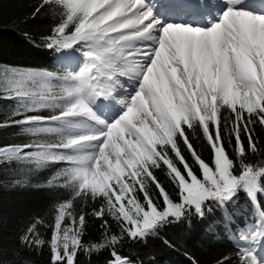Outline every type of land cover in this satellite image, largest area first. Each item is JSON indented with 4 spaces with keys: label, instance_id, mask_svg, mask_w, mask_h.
<instances>
[{
    "label": "snow or ice",
    "instance_id": "1",
    "mask_svg": "<svg viewBox=\"0 0 264 264\" xmlns=\"http://www.w3.org/2000/svg\"><path fill=\"white\" fill-rule=\"evenodd\" d=\"M160 2L182 5L180 19L165 20L152 0H42L33 18L50 11L58 19L43 46L60 68L0 65V100L14 105L0 128L31 137L0 145V166H18L27 179L63 165L47 183L71 193L51 223L36 218L18 237L21 248L47 245L51 264L104 250L107 264H138L123 254L127 242L146 243L215 209L231 227L229 205L240 193L256 211L233 232L237 264H264V0ZM113 105L119 112L108 118ZM197 129L210 162L191 141ZM162 168L177 199L156 175ZM77 201L99 202L91 210L99 241L85 240L88 213L77 212Z\"/></svg>",
    "mask_w": 264,
    "mask_h": 264
},
{
    "label": "trees",
    "instance_id": "2",
    "mask_svg": "<svg viewBox=\"0 0 264 264\" xmlns=\"http://www.w3.org/2000/svg\"><path fill=\"white\" fill-rule=\"evenodd\" d=\"M42 0H0V65L48 68L57 70V54L43 46V37L50 34L51 28L58 22L50 11H42L33 18V13ZM78 55V53H74ZM14 107L11 101L0 100V122L8 119ZM227 114V113H225ZM190 138L194 147L206 162L211 161V150L197 129ZM257 136L264 140V128L257 125ZM31 137L22 135L18 127L0 128V145L10 143H27ZM182 143V142H181ZM183 150V149H182ZM232 153V149H228ZM185 158L199 174L198 165L192 161L190 153ZM254 162L258 157L251 158ZM63 165H54L39 172L27 175L18 166H0V261L3 264H51L50 252L45 245L40 250L18 247V237L36 218L51 223L54 206L70 198V191L48 186L47 181L55 171ZM178 166L181 167L182 165ZM156 175L167 190L177 199L175 186L171 184L167 170L157 169ZM20 181V183H17ZM155 190V189H154ZM142 199V194H141ZM264 204V196L259 197ZM99 202L89 201L86 206L76 202V210L81 208L88 213L86 241H99L102 236L101 221L91 216L93 207ZM255 209L244 193H240L234 203L229 205L233 215L232 226L229 227L220 209L208 213L204 218L193 217L189 221L166 226L158 237H151L147 242H127L122 249L123 254L131 255L139 264H217L224 256H231L233 264H237V247L233 232L253 222ZM112 230L118 232L115 221L109 218ZM44 239H49L50 229L39 228ZM164 240L170 241L166 245ZM79 264H107L108 250L94 253L89 259L83 253L78 257Z\"/></svg>",
    "mask_w": 264,
    "mask_h": 264
},
{
    "label": "bare ground",
    "instance_id": "3",
    "mask_svg": "<svg viewBox=\"0 0 264 264\" xmlns=\"http://www.w3.org/2000/svg\"><path fill=\"white\" fill-rule=\"evenodd\" d=\"M154 7L156 8V12L158 15L163 16L165 20H178L180 19L179 16L174 15V12L178 10V8L174 5V3H162L160 0H152ZM114 112L116 113L119 111L118 108L113 106Z\"/></svg>",
    "mask_w": 264,
    "mask_h": 264
},
{
    "label": "rangeland",
    "instance_id": "4",
    "mask_svg": "<svg viewBox=\"0 0 264 264\" xmlns=\"http://www.w3.org/2000/svg\"><path fill=\"white\" fill-rule=\"evenodd\" d=\"M113 106H114V105H113ZM115 107H116V106H115ZM118 112H119V111H118ZM118 112H116L115 114H118ZM113 115H114L113 113L109 112V113H108V118H111Z\"/></svg>",
    "mask_w": 264,
    "mask_h": 264
}]
</instances>
